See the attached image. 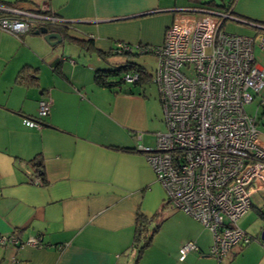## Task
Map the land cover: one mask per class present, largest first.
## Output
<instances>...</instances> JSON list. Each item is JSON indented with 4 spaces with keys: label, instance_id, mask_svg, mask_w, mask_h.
<instances>
[{
    "label": "crops",
    "instance_id": "obj_1",
    "mask_svg": "<svg viewBox=\"0 0 264 264\" xmlns=\"http://www.w3.org/2000/svg\"><path fill=\"white\" fill-rule=\"evenodd\" d=\"M0 2L45 10L63 20L42 26L61 34L55 46L35 34L38 29L20 35L0 30V237L5 239L0 264H264V192L251 196L238 221L250 241L218 261L209 255L211 232L167 202L138 148L153 146L156 133L165 130L157 84H148L157 58L138 46L161 44L180 9L204 3ZM232 7L236 17L264 25V0H234ZM227 22V32L259 31ZM118 43L128 45L131 53L114 54ZM123 62H133L148 76L115 87L95 82L97 69ZM27 66L37 70L36 85L16 81ZM42 98L51 102L42 126L22 124L23 117L36 116ZM138 216L149 220L150 242L136 257L144 242L134 243ZM11 236L37 238L39 244L17 247L7 241ZM188 240L198 250L180 260L179 247Z\"/></svg>",
    "mask_w": 264,
    "mask_h": 264
},
{
    "label": "built area",
    "instance_id": "obj_2",
    "mask_svg": "<svg viewBox=\"0 0 264 264\" xmlns=\"http://www.w3.org/2000/svg\"><path fill=\"white\" fill-rule=\"evenodd\" d=\"M230 19L239 20L225 7L182 8L161 44L138 46L157 58L152 78L165 125L153 146L138 148L164 188L167 202L211 232L209 255L218 261L250 241L238 221L249 209L251 196L264 192V133L257 116L244 109L264 86V67L253 54L255 43L264 53V25L256 23L259 31L254 34H238L225 31ZM61 22L45 10L0 2V30L13 35ZM115 49L129 46L118 43ZM123 80L136 82L139 74L125 72ZM50 106L42 98L36 116L23 117L22 124L40 128ZM7 241L17 247L39 244L37 238L21 241L11 236ZM0 242L5 239L0 237ZM197 250L194 241H185L179 259Z\"/></svg>",
    "mask_w": 264,
    "mask_h": 264
},
{
    "label": "trees",
    "instance_id": "obj_3",
    "mask_svg": "<svg viewBox=\"0 0 264 264\" xmlns=\"http://www.w3.org/2000/svg\"><path fill=\"white\" fill-rule=\"evenodd\" d=\"M210 3L213 4V2H209V1H208V3H205V4H210ZM233 3H234V0H229L228 3L224 6L227 10L232 11ZM218 6L220 7V5H218ZM55 26H57V25H55ZM51 27H54V25ZM125 53H131V50L128 49V50L117 51L114 48V54H125ZM125 72H137L139 74V80L136 82H133V84L141 82L142 80L145 79L146 75L148 76V73L146 74V72L143 69H141L140 67L135 65L133 62H123L121 64L114 65L111 68L97 69L95 74H94V80L97 84L102 85V86H106V87L120 86V85L126 83L123 80V74ZM16 81L18 83H22V84L36 85L37 81H38L37 70L35 68H31L28 66L23 67L18 72V74L16 76ZM35 166H36V168H38L37 169L38 172L41 173V169H39V167H41V164H40V161L37 159L35 162ZM148 221H149L148 219L146 220L145 218H142V216H138V223L139 224L136 228V232L134 235V243L138 242L140 239H143L144 242L140 246L137 247L138 252H137L136 257H138L143 252L144 248H146L150 242V236L146 234V231H147L146 222H148Z\"/></svg>",
    "mask_w": 264,
    "mask_h": 264
},
{
    "label": "rangeland",
    "instance_id": "obj_4",
    "mask_svg": "<svg viewBox=\"0 0 264 264\" xmlns=\"http://www.w3.org/2000/svg\"><path fill=\"white\" fill-rule=\"evenodd\" d=\"M200 1L204 4L208 3V1L213 2V4L212 3L206 4V5H210V6L220 5V7L221 6L225 7L224 5H226L229 0H200ZM228 24H229V22H227V24L224 27L227 28ZM253 54H254V58H255L256 63L258 65L264 67V53L260 49V47L258 46L257 43L254 44ZM153 82H154V80H152L151 82L149 81L148 84L150 86H153L155 84V82L154 83ZM263 94H264V87L260 90L259 94L254 96V99L252 100L251 103L246 104L244 106V109H245L246 113H248L249 115H251V116L256 115L257 116V119H258V125L257 126L261 131L264 132V114H262V111L264 109V100H262Z\"/></svg>",
    "mask_w": 264,
    "mask_h": 264
},
{
    "label": "water",
    "instance_id": "obj_5",
    "mask_svg": "<svg viewBox=\"0 0 264 264\" xmlns=\"http://www.w3.org/2000/svg\"><path fill=\"white\" fill-rule=\"evenodd\" d=\"M230 21L246 24L252 27H257V24L254 22H250L247 20H243L242 18L238 19H230ZM35 34H43L44 40L50 45L55 46L62 42V37L59 32H50L47 27H40L35 31ZM260 240L264 242V228L260 232Z\"/></svg>",
    "mask_w": 264,
    "mask_h": 264
}]
</instances>
